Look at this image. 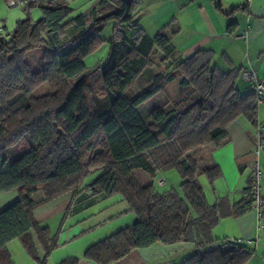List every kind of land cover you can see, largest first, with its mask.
I'll return each mask as SVG.
<instances>
[{
	"label": "trees",
	"instance_id": "obj_1",
	"mask_svg": "<svg viewBox=\"0 0 264 264\" xmlns=\"http://www.w3.org/2000/svg\"><path fill=\"white\" fill-rule=\"evenodd\" d=\"M72 2L26 5L25 17L12 31L1 27L0 193L16 190L18 198L0 210V264H11L7 244L14 239L44 264L54 243L49 228L36 221L34 208L83 188L92 195L118 194L136 217L89 245L83 257L91 262H115L155 243L189 242L196 252L181 264H244L252 255L249 245H213L212 229L220 218L254 207L252 176L240 201L229 204L219 198L209 204L199 177L212 184L220 168H198L189 153L221 146L227 125L239 116L255 125L258 104L253 92L249 88L241 93L235 87L236 71L217 69L207 50L175 63L176 48L165 33L149 38L138 30L120 40L121 26L130 25L139 0H96L76 14ZM32 7L40 10L37 20L30 15ZM109 21L114 22L113 34L103 40L99 34ZM104 43L105 61L90 69L85 57ZM154 48L164 53L161 62L172 59L169 69L151 74L145 86L127 96L125 91L152 64ZM178 74L180 86L189 92L170 108L152 106L143 118L137 107ZM43 83L48 92L35 95ZM250 162L251 154L236 160L240 171ZM172 168L181 175L182 195L175 189L158 192L154 180L142 185L135 176L137 170L153 174ZM95 171L98 176L82 186L84 177ZM39 191L41 196L33 198ZM36 243L44 258H39ZM58 264H77V258Z\"/></svg>",
	"mask_w": 264,
	"mask_h": 264
},
{
	"label": "crops",
	"instance_id": "obj_2",
	"mask_svg": "<svg viewBox=\"0 0 264 264\" xmlns=\"http://www.w3.org/2000/svg\"><path fill=\"white\" fill-rule=\"evenodd\" d=\"M7 2L14 4L12 0H7ZM139 3L141 6L134 10L130 27L125 29V25L121 26L120 40H123L124 36L130 37L138 30H140L139 33L149 38H153L161 32L165 33L170 36L171 43L176 48L173 57L175 63L197 50H207L212 53L211 63L217 69L222 72L236 71L235 87L241 93L250 88L242 78V69L249 68L257 72L258 75L264 76V0H251L250 3L245 0H139ZM242 35H246V38H243ZM163 56L164 53L160 49H153L150 56L152 66L145 77L146 81L149 80L151 74L163 73L169 69L160 64V59ZM157 57L158 60L155 59ZM164 62L168 65L172 59ZM175 80L167 83L158 94L170 88ZM238 80L244 83V90L238 87ZM261 107V104H258L256 117L259 120L264 119ZM226 131L227 139L221 146L212 148L208 145V156L205 161L208 167L213 164L218 165L221 175L212 184L206 178L203 182L205 186L199 177L209 204H213L219 198H226L229 204L240 201L245 197V188L251 175L250 165L240 171L236 160L246 154H251V159L255 157L254 125L245 117L239 116L227 125ZM262 142H264V135H262ZM261 150L260 157L264 155V147ZM39 193L41 196L40 191ZM103 199L106 197L101 194L92 195L90 190L83 188L77 192H73V190L65 192L34 208L33 214L36 221L40 226L49 228L54 243L44 264H58L68 257H76L77 264H96L83 257L85 249L134 222L136 217L133 212L128 210L121 197L118 199L114 196L100 210L101 213H107L100 219L101 221L83 228L82 224L89 220L87 217L90 215H87L89 207ZM61 213L68 216L74 214L86 216L71 222L64 220L63 225L60 224L59 230L52 232L47 218ZM91 215L96 216L94 213ZM120 218H122L121 221H118ZM110 220L112 221L111 226L115 228L106 232L105 236L86 239L85 235H82L85 230L92 229L100 223L106 224ZM212 236L216 243L220 244L228 239H240L243 243H247L248 248L252 250L250 259L244 264H264V226H259L254 207L243 215H228L220 218L212 229ZM219 237H222V240ZM61 241H64L63 243L67 247L55 250ZM9 243L15 244L13 241ZM7 250L11 264H34L30 260L39 264L23 246L22 249H19L15 244L17 259L14 258L13 251L8 247V244ZM36 251L39 258H44V252L37 243ZM194 251L196 252V248L189 242L171 245L155 243L146 248L133 249L120 260L105 264H181L187 255Z\"/></svg>",
	"mask_w": 264,
	"mask_h": 264
},
{
	"label": "rangeland",
	"instance_id": "obj_3",
	"mask_svg": "<svg viewBox=\"0 0 264 264\" xmlns=\"http://www.w3.org/2000/svg\"><path fill=\"white\" fill-rule=\"evenodd\" d=\"M95 2H96V0H75L71 4L73 5L74 8H76V10L74 11V13L76 14V12H78V11L79 12L87 11L90 8V6ZM139 4L140 3H138V5L136 6L137 8H138V6H141V4L140 5ZM25 7H26V5H19L16 3L10 4L9 2H7V0H0V27L5 25L6 31H8V32L12 31L13 28L15 27L16 21L25 17V12H24ZM137 8H135V10H137ZM30 15H31L33 20L39 19L41 17V13H40L39 8L38 7H32ZM127 27L129 28L130 26H126L124 28L126 29ZM113 29H114V22L109 21L106 24V26L104 27V29L99 34L101 39L105 40L107 37L112 35ZM118 36H120V35H118ZM107 53H108V45L102 44L98 49L94 50L93 52H91V54H89L87 57H85V59H84L85 64L90 69L96 68L97 66L101 65L105 61V59L107 57ZM155 59L158 60V57ZM160 64L163 67H166V68L168 67L165 62H161ZM36 65H37L38 69H41V68H43L44 63L41 61H36ZM150 66H147V68L144 70V72L141 73L140 76H138L134 80V82L131 84V86L125 91V94L127 96H132L140 88H142L143 86H145L147 84L145 77L149 73L148 69L150 68ZM163 67H161V68L163 69ZM164 70H166V69H164ZM95 77H96V74L93 75V78H95ZM181 78H182V75L178 74L175 82L173 84H171L170 88L166 89L165 92H162L161 94H158V95L152 97L148 101L141 103L137 107L138 113L143 118H147L148 117L147 114H148V112L152 106L165 104L167 108H170L171 105L173 104V102H175L176 100H178L181 97H184V95L187 94L189 92V90L186 88H182L180 86L179 81ZM237 85L240 89L244 90L245 85L241 80L237 81ZM48 90H49L48 85L46 83H43V84H40L33 91V93L35 95H42V94H45L46 92H48ZM261 106H262L261 107L262 114H264V104L261 103ZM207 149H208V146H205L200 151H198L197 153H195V152L189 153L191 155L192 159L195 161L198 168H202V167L207 166V164L205 163L207 156H208V150ZM257 158H258V161L260 163V169H261V173H262L261 178H260V182H259L260 194L262 196H264V163H262V161H264V160H262V159H264V155H262V157H260V154H259V156H257ZM86 159H87V156H85L83 162H85ZM98 174H99V171H95V172H92L91 174L85 176L84 181L82 183V186L85 187L86 185L90 184L98 176ZM135 176H136L137 180L139 181V183L142 185L149 184L151 181L154 180L155 189L158 192H163L166 190L175 189L178 193H180L182 195V190L180 187V183L182 181L181 175L178 172V170H176L174 168L168 169L165 171L159 170V172L157 173V175L155 177H153L152 174H148V173H145L143 171L137 170V171H135ZM158 177L164 178L165 182L163 185L157 184L156 179ZM205 179H206L205 176H200V181L202 182L203 186H205V183H203L205 181ZM38 196H40V193L38 194V192H37L33 195V198H37ZM114 196H116V198H118V199L120 197L118 194H112V195L106 197V199L100 200L98 203L89 207L88 213H87V215L90 214L89 216H87L89 220L87 222H85V224H82V227L87 228L88 226L93 225V224L97 223L98 221H101L100 219L103 216H105L107 213H101L100 210L102 208H104V205L107 203V201H109L110 199H113ZM17 198H18V193L16 192V190L1 192L0 193V210H2L3 208H5L9 204H11ZM93 213L96 214L95 217H93V215H91ZM65 215H66L65 213H61L60 215L55 214V215L51 216L50 218H47L48 224L51 225L52 232H56L57 230H59L60 224L62 223V225H63L64 220L71 222L74 219H81V218H84L86 216L84 214H80V215L74 214L71 216H68V215L65 216ZM74 217H76V218H74ZM121 219L122 218H120L119 220L117 219V220L121 221ZM111 225H112L111 220L108 221V223H106V224L100 223L98 226L93 227L92 229L85 230L82 233V235H85L84 237L86 239L94 238L97 236L103 237V236H105L104 234H106V232H110V230L114 227ZM81 229L82 228L80 227L79 230L81 231ZM58 234L60 235L61 233H58ZM219 238H221V240H222V237H219ZM12 241H13V243L16 244V246L19 249H22L21 243L18 239H14ZM63 242L64 241L59 242L57 244V247L55 248V250L56 249H58V250L59 249H65L67 247V245ZM224 243H226V242H224ZM15 244L8 243V247L13 251L14 258L17 259L18 254L15 251ZM78 244L80 245L79 241H78ZM23 252H24V250H23ZM192 254L187 255L186 258L190 257ZM28 259L30 260V258H28ZM30 261L32 263L36 264L33 260H30Z\"/></svg>",
	"mask_w": 264,
	"mask_h": 264
},
{
	"label": "built area",
	"instance_id": "obj_4",
	"mask_svg": "<svg viewBox=\"0 0 264 264\" xmlns=\"http://www.w3.org/2000/svg\"><path fill=\"white\" fill-rule=\"evenodd\" d=\"M14 3L19 5H38L39 3L46 5H56L61 0H12ZM65 1V0H64ZM71 2V0H66ZM247 3H250L251 0H245ZM2 29L0 27V33ZM243 38H246V35H242ZM241 75L244 81L249 84L250 90L253 92L257 104L264 103V76L258 75L257 72L249 68H244L241 70ZM254 133H255V157L251 159L250 170L253 181L252 196L254 199V209L257 214L259 226L262 227V207H264V196L260 194V178H261V169L260 163L257 156L261 152L262 147H264V142H262V135H264V119L259 120L257 117L254 119ZM159 170H155L152 174L153 177L157 175ZM158 185H163L165 180L163 177H158L156 179ZM228 243H242L240 239H228ZM220 243H214L213 245H219Z\"/></svg>",
	"mask_w": 264,
	"mask_h": 264
}]
</instances>
